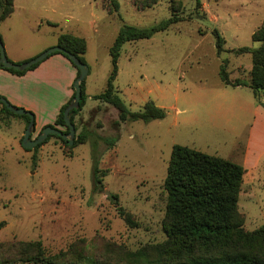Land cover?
Wrapping results in <instances>:
<instances>
[{
	"label": "rangeland",
	"instance_id": "obj_1",
	"mask_svg": "<svg viewBox=\"0 0 264 264\" xmlns=\"http://www.w3.org/2000/svg\"><path fill=\"white\" fill-rule=\"evenodd\" d=\"M118 1L119 13L110 0H20L19 10L35 22L34 33L20 36L30 49L55 41L53 32L86 37L88 98L75 116L74 142L81 132L119 138L110 146L97 137L99 165L108 172L103 187L95 189L90 138L73 146L51 136L36 149L25 148V118L2 111L0 104V221L6 222L0 228V264H143L160 256L168 239L164 181L176 143L244 167L241 152L249 151L239 210L244 229L264 225V90L258 102L251 87L223 85L219 76L227 61L231 79L249 80L251 54L230 49L258 45L251 35L264 20V0H201L200 8L196 0H158L151 6L145 0ZM172 15L181 20L123 44L115 80L130 110L151 99L166 114L117 126L116 108L92 97L106 86L109 48L122 25L147 27ZM41 17L52 19L50 26L37 24ZM214 28L226 40L220 54ZM40 131L35 127L32 138Z\"/></svg>",
	"mask_w": 264,
	"mask_h": 264
},
{
	"label": "trees",
	"instance_id": "obj_2",
	"mask_svg": "<svg viewBox=\"0 0 264 264\" xmlns=\"http://www.w3.org/2000/svg\"><path fill=\"white\" fill-rule=\"evenodd\" d=\"M113 10L119 13L118 0H110ZM158 0H145V5L151 6ZM172 3L174 0H170ZM202 6L201 0H196V7ZM14 11V0H0V22L6 19ZM181 20L179 16L172 15L147 27L124 24L119 29L112 45L109 48L111 55V70L109 72L105 88L94 94V99H99L112 104L118 111L116 125L125 121L163 118L166 114L163 107L158 106L154 100H147L140 110H130L123 99L117 93L115 80L119 71V57L122 46L127 41L149 38L155 32L167 29L171 24ZM215 37V46L218 54L226 51L225 37L217 28L212 30ZM251 38L257 42V46H241L231 48L236 54L250 53L252 66L249 71V80L231 79L229 76L228 62L220 65L219 76L224 85L249 86L260 102L259 92L264 90V20L252 32ZM57 45L62 47L61 53L73 63L67 52L75 54L86 63L84 53L87 50V40L84 36L62 32L58 35ZM40 62L33 64L25 70H16L0 67L12 73L22 75L27 70L35 68ZM86 77L81 82L82 95L79 108L71 110V120L75 125V116L86 103L88 95L85 89ZM74 96V92L72 97ZM71 97V98H72ZM71 98L59 110L53 124L50 126L64 125L69 131L64 119V111ZM2 111L12 115L23 116L26 126L29 123L28 114H16L9 110L5 104ZM30 111L32 110L26 109ZM34 114V113H33ZM35 116V115H34ZM47 126V125H46ZM51 136H57L64 142L60 135L50 134L43 142L37 144L34 149L46 142ZM103 139L108 145H114L119 136H93L80 133L74 142H84L90 138L93 142V184L95 189L103 187V178L107 169L99 165V140ZM22 142V139H21ZM68 142V141H67ZM34 156V167H36ZM246 169L240 163L220 155L210 154L196 148L174 144L167 167L164 186L167 191L166 218L164 229L167 233V241L161 246V254L154 260L146 259L143 264H264V225L246 230L243 227L244 216L239 210V194ZM125 215V214H124ZM126 214V220L132 222ZM0 221V228L5 225ZM143 255V253H141ZM41 264H58L47 261ZM70 264H80L78 261ZM85 264H117L97 261H87Z\"/></svg>",
	"mask_w": 264,
	"mask_h": 264
},
{
	"label": "crops",
	"instance_id": "obj_3",
	"mask_svg": "<svg viewBox=\"0 0 264 264\" xmlns=\"http://www.w3.org/2000/svg\"><path fill=\"white\" fill-rule=\"evenodd\" d=\"M19 3L20 0H14V11L0 22V36L4 43L6 55L14 62H23L43 50L57 45L60 34L53 32L57 38L46 47H41L39 50L30 49L28 45L21 42L20 36L27 35L28 31L34 33L35 22L29 20L24 9L19 10ZM50 20L52 19L41 17L39 23L38 21L36 23L42 26L44 22L49 23ZM48 25L50 26V24ZM76 77L77 68L72 62L61 53H52L35 68L27 70L22 75L0 67V95L6 97L16 106L34 111L35 127L37 130H41L44 126L54 122L62 105L72 97ZM259 109L260 106H255L256 111ZM251 140L252 137L248 140V148L252 145ZM241 153L243 154L242 163L247 167H244L247 170L249 166L247 162L251 159V153L243 150ZM260 154L262 151H259L258 155L252 159L255 160L254 166L260 159Z\"/></svg>",
	"mask_w": 264,
	"mask_h": 264
},
{
	"label": "water",
	"instance_id": "obj_4",
	"mask_svg": "<svg viewBox=\"0 0 264 264\" xmlns=\"http://www.w3.org/2000/svg\"><path fill=\"white\" fill-rule=\"evenodd\" d=\"M56 51H62V47L59 45H54L51 46L36 56L25 60L23 62H14L10 60L5 51L4 43L2 41V38L0 36V62L4 65V67L7 68H13L16 70H25L32 66L33 64H36L38 62H41L44 60L46 57H48L50 54L56 52ZM68 56L70 59L73 61V63L79 68L80 73L77 75V77L74 80V96L71 98L69 104L65 108L64 111V119L66 122V125L69 127V131L63 132L61 129L54 127V126H44L40 133L35 137L32 138L31 134L35 128V116L33 113L30 111L26 110L23 107L16 106L12 104L6 97L0 95V102L6 105V107L11 110L12 112L16 114H28L30 116L29 123L27 124L23 137H22V145L25 148H34L37 144L43 142L50 134H56L60 135L64 139L68 141V144L72 145L74 143V138H75V133H76V128L74 123L71 120V110L75 108H79L80 106V99L82 95V87H81V82L83 79L88 75L89 73V67L88 65L80 60L75 54L71 52H67Z\"/></svg>",
	"mask_w": 264,
	"mask_h": 264
}]
</instances>
